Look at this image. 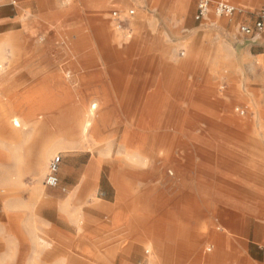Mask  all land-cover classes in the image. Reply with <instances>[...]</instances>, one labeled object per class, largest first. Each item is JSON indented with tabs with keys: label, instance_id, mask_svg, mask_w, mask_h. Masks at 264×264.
<instances>
[{
	"label": "rangeland",
	"instance_id": "obj_1",
	"mask_svg": "<svg viewBox=\"0 0 264 264\" xmlns=\"http://www.w3.org/2000/svg\"><path fill=\"white\" fill-rule=\"evenodd\" d=\"M34 1L0 0V44L21 45L12 65L0 52V264H264V51L239 30L255 11L81 0L34 27ZM87 163L119 175L117 220L100 216L101 190L64 220L49 202Z\"/></svg>",
	"mask_w": 264,
	"mask_h": 264
},
{
	"label": "crops",
	"instance_id": "obj_2",
	"mask_svg": "<svg viewBox=\"0 0 264 264\" xmlns=\"http://www.w3.org/2000/svg\"><path fill=\"white\" fill-rule=\"evenodd\" d=\"M22 1V0H21ZM74 2V1H78L81 2V0H35L34 1V6H35V14H34V18L33 23H34V27L38 26H42V25H47L48 27H50V25L54 24L56 22V16L55 14L59 17L61 15H64L66 13L67 8L69 7V2ZM88 5L90 6H94V5H99V4H105L106 0H86ZM125 1V0H123ZM228 2L234 4L235 6L241 7V9H248L249 11H251V13H253L255 11L254 14V20L256 19V14L257 12L262 8V6L264 5V0H227ZM174 4H179V3H187V0L185 1H178L175 0L173 2ZM57 17V18H58ZM252 23H243V24H247V25H252ZM57 24V23H56ZM102 26L105 28V25H101L100 27H96V31H97V36L99 37H103V34H101L100 29L102 28ZM15 40V37H11L9 39L10 43L5 44V45H1L0 44V52L3 53H8L9 55L7 57H5V63L7 65H12L13 62H16L18 60V58L21 56V45L18 44ZM48 46L47 45H39L38 46V51H43V49H47ZM51 49V47H50ZM53 47H52V51H53ZM263 56L264 53L260 54L257 57H254L257 62H254L251 60V65H252V69L255 71L257 64H264L263 61ZM56 76L54 78H57V76L59 75V73L57 72L55 74ZM4 76H6V78L9 77V70L7 71V73L4 74ZM61 77V76H60ZM39 82H42V79L39 80ZM69 97V96H68ZM148 94L146 95L145 99H148ZM30 100L35 101L36 97L32 96L30 98ZM77 111H79L83 116L82 118V122L73 125V128H81V124L83 126V122L86 121V117H85V113H83V107H76ZM75 108V110H76ZM73 106H71L70 108H68L67 110L71 112L72 116H75L74 110H73ZM36 111L34 105H32V107L29 110V115L34 114V112ZM14 119L17 118H13L12 122H13V126L16 127H20V125H16L14 124ZM18 120V119H17ZM19 121V120H18ZM20 123V121H19ZM21 124V123H20ZM7 127V124H4ZM4 126V128H6ZM84 127V126H83ZM88 128V127H87ZM39 159H41L42 161V165L44 164V160H45V151H40V153L38 154ZM65 178H61V180H65V181H71L74 183L71 184H67L65 183L64 185H61L64 187V191H66L67 195L63 198V199H57V197L54 196H50L49 202L52 205H56V207H58L59 212V218L64 220L67 219L65 216V212H68V205L73 204L74 206L76 205H80V204H84L87 203L88 198L91 196V194H95L96 192H99V190H101V193L103 192V196L100 198V202L97 204V209L98 212L100 214V216L104 215V217L108 220V217L111 216V218L113 219V221L118 219L119 216V212L116 210V205L118 203L117 199L118 197V192L119 189L121 190V188H123V186L121 184H117L119 175L116 174H110L107 173L105 175H103V177L99 176V178H95V174H91L89 172V163H87V165H85V168L83 169V171L80 174H72L69 173L67 175L64 176ZM59 180V178H58ZM95 181H98V184H95ZM59 184V181H58ZM57 184V185H58ZM196 190V189H195ZM194 190V191H195ZM108 194H112L111 197H109ZM78 207H75V209L73 210H77ZM110 218V219H111ZM94 219V217H93ZM221 222L222 220L219 219ZM225 225H228L227 223L223 222ZM174 227V226H173ZM168 233L170 234L171 232L168 231ZM167 233V236H168ZM179 237V235H178ZM168 238V237H167ZM155 256V254H154ZM119 259H123V257L119 258ZM155 261H156V256H155Z\"/></svg>",
	"mask_w": 264,
	"mask_h": 264
},
{
	"label": "built area",
	"instance_id": "obj_3",
	"mask_svg": "<svg viewBox=\"0 0 264 264\" xmlns=\"http://www.w3.org/2000/svg\"><path fill=\"white\" fill-rule=\"evenodd\" d=\"M210 10H213L219 16H232L242 11L227 0H198L195 11V19L199 20L207 16ZM128 13L131 14L133 11L129 10ZM111 14L115 17V19H118L119 22L122 21L118 11L114 10ZM239 30L252 42H260L262 50L264 51V5L257 12L256 19L253 24H241L239 26ZM238 111L240 115L244 114V109H240ZM60 160V156L55 155L49 162L48 174L45 178V184L49 187H55L58 184L59 180L57 172Z\"/></svg>",
	"mask_w": 264,
	"mask_h": 264
},
{
	"label": "bare ground",
	"instance_id": "obj_4",
	"mask_svg": "<svg viewBox=\"0 0 264 264\" xmlns=\"http://www.w3.org/2000/svg\"><path fill=\"white\" fill-rule=\"evenodd\" d=\"M263 61H264V56H263ZM73 108H74L73 110H74V113H75V116L73 117L74 121L76 122V124L81 123L82 122V118H83L84 115H82L79 111H77L76 106H73ZM75 108H76V110H75ZM14 124H16L17 126L20 125V123H19V121L17 119H14ZM89 125H90L89 121H84L83 122L84 128H87ZM39 161H40V164L42 165L41 159H39ZM113 174H116V173H113Z\"/></svg>",
	"mask_w": 264,
	"mask_h": 264
}]
</instances>
